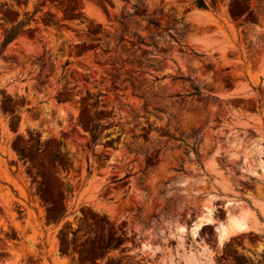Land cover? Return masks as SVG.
<instances>
[{
	"label": "rangeland",
	"instance_id": "obj_1",
	"mask_svg": "<svg viewBox=\"0 0 264 264\" xmlns=\"http://www.w3.org/2000/svg\"><path fill=\"white\" fill-rule=\"evenodd\" d=\"M204 2L0 0V264H264V0Z\"/></svg>",
	"mask_w": 264,
	"mask_h": 264
},
{
	"label": "bare ground",
	"instance_id": "obj_2",
	"mask_svg": "<svg viewBox=\"0 0 264 264\" xmlns=\"http://www.w3.org/2000/svg\"><path fill=\"white\" fill-rule=\"evenodd\" d=\"M210 212H211L210 209H207V211L203 214V217L205 218V220H210V215H211ZM243 212H245V211H243ZM245 214H247V213L245 212ZM245 217L246 216L228 218V224L226 226L219 228V231L217 233L218 242H220L223 238H225L229 234L231 235V234H234L237 232H241L245 228H247ZM200 221H201V219H200ZM199 225L200 224H197L194 227L193 231L197 230L199 228Z\"/></svg>",
	"mask_w": 264,
	"mask_h": 264
},
{
	"label": "trees",
	"instance_id": "obj_3",
	"mask_svg": "<svg viewBox=\"0 0 264 264\" xmlns=\"http://www.w3.org/2000/svg\"><path fill=\"white\" fill-rule=\"evenodd\" d=\"M193 4L199 9H206L207 8L204 0H193ZM15 35H16V29H10V30L6 31V34H5L4 39L2 41V45L4 46L8 42H10L15 37ZM192 95L200 96L201 94L196 90L192 93Z\"/></svg>",
	"mask_w": 264,
	"mask_h": 264
},
{
	"label": "water",
	"instance_id": "obj_4",
	"mask_svg": "<svg viewBox=\"0 0 264 264\" xmlns=\"http://www.w3.org/2000/svg\"><path fill=\"white\" fill-rule=\"evenodd\" d=\"M198 9H192L191 11L188 12V16L193 17L196 15V12H198ZM191 27H193V25H190Z\"/></svg>",
	"mask_w": 264,
	"mask_h": 264
}]
</instances>
